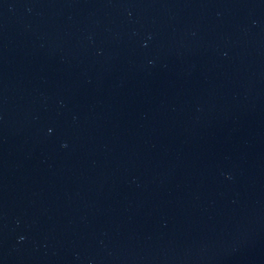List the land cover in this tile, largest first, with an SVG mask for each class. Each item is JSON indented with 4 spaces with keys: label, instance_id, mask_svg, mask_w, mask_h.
<instances>
[{
    "label": "water",
    "instance_id": "1",
    "mask_svg": "<svg viewBox=\"0 0 264 264\" xmlns=\"http://www.w3.org/2000/svg\"><path fill=\"white\" fill-rule=\"evenodd\" d=\"M0 264H264V0H0Z\"/></svg>",
    "mask_w": 264,
    "mask_h": 264
}]
</instances>
